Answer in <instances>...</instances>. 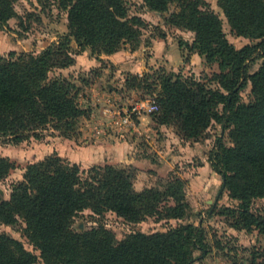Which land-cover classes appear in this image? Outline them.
<instances>
[{
  "label": "trees",
  "instance_id": "16d2710c",
  "mask_svg": "<svg viewBox=\"0 0 264 264\" xmlns=\"http://www.w3.org/2000/svg\"><path fill=\"white\" fill-rule=\"evenodd\" d=\"M154 11L179 10L169 20L195 33L190 52L217 62L219 87L195 77L161 75V88L153 92L157 108L151 112L160 124H176L187 138L198 139L214 122L222 133L210 152L214 170L238 207L228 208L239 229L264 232V211L255 212V199L264 197V0H218L233 31L259 39L242 47L232 44L223 20L206 0H143ZM67 11L68 32L39 53L11 51L0 56V134L20 143L52 126L71 137L89 110L79 103L80 87L57 74L75 62L78 51L113 54L124 44L139 41L145 22L130 17L126 0H58ZM16 15L14 0H0V21ZM263 59L259 69L251 62ZM130 85L140 86L135 75ZM139 80V81H138ZM251 83L252 99L245 101L244 87ZM228 138L231 143H228ZM14 163L0 156V181ZM86 172V173H85ZM136 173L112 164L82 170L59 156L27 165L24 177L13 184L9 199L0 196V223L25 222V233L40 251L36 254L7 233H0V264H193L208 253L202 225L172 226L165 231H135L117 240L104 226L79 232L75 217L90 208L95 213L113 211L128 221L150 216L184 217L188 203L182 180L166 189L135 187ZM173 201L174 203H171ZM196 251L201 254L197 255ZM254 264H264V261Z\"/></svg>",
  "mask_w": 264,
  "mask_h": 264
},
{
  "label": "rangeland",
  "instance_id": "374dc122",
  "mask_svg": "<svg viewBox=\"0 0 264 264\" xmlns=\"http://www.w3.org/2000/svg\"><path fill=\"white\" fill-rule=\"evenodd\" d=\"M126 2L128 15L140 16L145 24L139 41L126 43L121 49L137 50V54L133 58L124 55L122 62L114 63L112 59L93 54L88 48V57L83 55L76 62V56L83 51L79 52L78 45L73 43L75 62L66 68L56 69L51 75L60 74L78 84L79 103L89 110V115L82 117L79 133L71 137L61 135L52 126L41 130L39 137L32 136L20 143L10 142L0 134V156L8 157L14 163L9 175L0 181V196L9 199L13 184L23 179L27 165L50 156L77 163L85 171L106 164L127 168L136 173L135 187L138 190L146 187L164 190L171 181L179 178L185 201L189 204L184 217L150 216L134 222L113 211L99 214L87 208L75 217L73 228L84 232L104 226L114 232L117 240H121L135 231H165L180 223H192L204 227L209 248L207 255L193 264H254L256 260L264 261V232L255 227L247 230L235 226V218L228 208L238 207L239 200L231 197L223 185L222 175L211 166L210 152L223 131L221 124L214 122L195 139L185 137L176 124L154 121L151 114L150 121L144 123V128L148 127L146 123H150L149 130L135 131L130 121H124L140 100L152 98L153 92H159L161 75L195 77L217 88L219 84L215 75L220 72L217 62H208L205 55L189 51L187 42L194 41L195 33L170 22L171 13L179 10L176 2L166 12L151 10L143 0ZM206 2L222 18L226 35L236 47L259 40L236 34L218 0ZM14 6L16 15L6 23L0 21V56H8L11 51L17 54L25 51L39 53L68 32L67 11L59 7L58 0H14ZM91 56L96 59L95 63L90 62ZM127 62L132 66L126 65ZM262 62L263 59L251 62L250 71L259 69ZM135 75L141 78V85L137 87L130 85ZM242 96L245 101L252 99L250 82L242 90ZM109 107L111 112L104 110ZM90 129L96 134L93 137H100V140L95 142L94 157L84 162L82 156L86 151V140L91 143L95 140L85 132ZM123 129L134 138L131 153L143 159L140 167L134 163L122 165L114 157L107 159L104 155L105 137H110L115 143L113 135L121 136ZM228 143H231L229 138ZM111 152L117 154L115 149ZM252 209L264 211V197L255 199ZM0 233L21 240L27 249L40 254L25 233L23 219L15 224L0 223ZM196 254L201 252L196 251ZM38 264H43L42 260Z\"/></svg>",
  "mask_w": 264,
  "mask_h": 264
},
{
  "label": "crops",
  "instance_id": "0c3cea01",
  "mask_svg": "<svg viewBox=\"0 0 264 264\" xmlns=\"http://www.w3.org/2000/svg\"><path fill=\"white\" fill-rule=\"evenodd\" d=\"M88 50H84L82 54H78L76 56V62H79L81 60L80 57H83V55L88 57ZM137 54V50L134 52H129L128 49H121L113 54H102L101 57L102 58H109L112 59V61H115L114 63L117 62H122L123 61V56L127 55L130 58L135 57V55ZM92 59H90V62L92 61V63H95V58L91 56ZM122 59V60H121ZM130 62V61H129ZM126 65H130V67L132 66L131 64H129L127 62ZM111 107L109 108H105L104 110L106 111H110L111 112ZM150 114L151 111L149 109H145L140 111L139 113L133 114L132 115V119H131V128L135 129V131H142L141 129H147L149 130L151 128L150 123H146L148 125V127L144 128V123L146 121H150ZM130 126V125H128ZM127 126V127H128ZM127 129V128H126ZM126 129H123V132H121V136L117 135H113V137H115V143H112L111 138L110 137H105L104 141L106 142V144H104V155L107 159L110 158V156L114 157L115 159H117V162H121L122 165L126 164V163H134L135 165L140 167V163L143 161V159L138 158L136 155L132 154L131 152H133L131 149L133 147V143H134V138L133 136H130L127 131H125ZM122 131V130H120ZM86 133L92 135L91 138L95 139L92 143L86 140V144L87 146H85L84 148L86 149L84 156H82L84 158V162H86L87 158L92 159V157H94V150L93 148L95 147V142H98V140H100L99 138H94L93 135L96 136V134L94 132H92V129H90L88 132L85 131ZM111 135V134H110ZM98 137V136H97ZM107 141H110V143H108ZM113 149L117 150V154L113 155L111 152ZM77 162H81V160H77Z\"/></svg>",
  "mask_w": 264,
  "mask_h": 264
},
{
  "label": "built area",
  "instance_id": "2783aa9c",
  "mask_svg": "<svg viewBox=\"0 0 264 264\" xmlns=\"http://www.w3.org/2000/svg\"><path fill=\"white\" fill-rule=\"evenodd\" d=\"M157 108L156 100L152 98H147L144 100H140L133 108L132 114L139 113L142 110L149 109L151 112ZM132 114L127 115L124 118V121L128 122L132 119Z\"/></svg>",
  "mask_w": 264,
  "mask_h": 264
},
{
  "label": "water",
  "instance_id": "95a60500",
  "mask_svg": "<svg viewBox=\"0 0 264 264\" xmlns=\"http://www.w3.org/2000/svg\"><path fill=\"white\" fill-rule=\"evenodd\" d=\"M225 186V185H224Z\"/></svg>",
  "mask_w": 264,
  "mask_h": 264
}]
</instances>
